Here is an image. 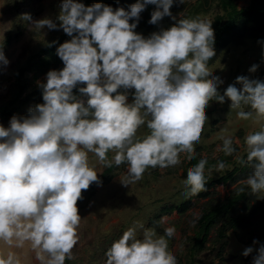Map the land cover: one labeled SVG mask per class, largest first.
<instances>
[{"label":"clouds","instance_id":"obj_1","mask_svg":"<svg viewBox=\"0 0 264 264\" xmlns=\"http://www.w3.org/2000/svg\"><path fill=\"white\" fill-rule=\"evenodd\" d=\"M173 3L137 0L128 10H114L102 3L86 6L61 0L59 24L22 15L34 28L62 29L71 39L56 49L64 67L49 70L46 83L38 82L43 103L31 107L27 116L13 115L9 127L0 125V242L5 246L23 248L29 243L40 264L73 259L82 219L77 202L82 190L102 183L89 164V153L106 168L113 162L127 164L129 180L123 184L128 186L148 168L179 165L181 154L187 161L196 158L195 145L208 121L205 109L213 99L223 104L228 98L231 109H240L239 119L264 118V81L240 75L221 95L217 88L223 80L208 67L216 55L213 21L177 20L170 11ZM148 4L156 5L150 24L158 25L164 17L176 23L145 38L135 29ZM9 63L0 46V64ZM258 68L253 64L248 71ZM78 85H86L78 88L80 96L73 93ZM121 88L135 90L131 103ZM145 125L148 134L138 137ZM245 143L246 159L237 150L239 140L231 137L222 138L216 151L252 169L238 181L239 192L245 186L252 194L264 192V127L247 135ZM110 151L115 153L112 159ZM206 165L208 158L201 157L188 169L186 196L207 191ZM226 167L225 161L217 160L209 172ZM175 232L174 226L168 227L157 237L155 230H146L139 239L130 227L107 250L105 264H178L166 239ZM252 243L259 244L252 264H264V244L256 239ZM253 251L249 246L241 254L247 257ZM0 264L22 261L16 252L0 249Z\"/></svg>","mask_w":264,"mask_h":264},{"label":"rangeland","instance_id":"obj_2","mask_svg":"<svg viewBox=\"0 0 264 264\" xmlns=\"http://www.w3.org/2000/svg\"><path fill=\"white\" fill-rule=\"evenodd\" d=\"M194 1L184 0L180 3L176 17L183 15L185 9ZM60 2L61 0H0V46H3L5 56L10 61L7 67L0 64V125L5 128L10 126V118L13 115L27 116L31 107L43 103L42 90L38 82L46 83V74L49 70L62 69L60 64L56 68L47 67L38 76L35 75L38 70L36 66L26 70L22 76L24 90L18 98L11 101L17 94L18 67L33 51L51 44L59 34V30L34 28L30 21L22 19V15L30 14L33 21L43 18L56 21ZM217 2L218 0H210V8L200 12L198 17L210 20L216 13H223ZM249 2L250 0H236L238 7L246 6ZM256 4H259L258 12L253 13L255 19L250 21L251 25L264 20V0H256ZM56 22L59 24V21ZM258 41H264V35L247 38L241 45H230L226 48L228 49L226 58H223L225 52L223 49L216 60L208 65L212 75L223 80L217 88L221 95L240 75L264 81V43ZM253 64H258L259 68L255 73H250L248 69ZM236 87L239 89L242 86L236 84ZM132 101L133 95H128V102ZM230 103L228 98H225L223 104L215 99L209 102L205 109L208 121L205 122L200 142L195 145L198 162L201 157L208 158L205 187L209 194L203 196L199 193L190 196L189 207L184 211L175 209L176 205L189 197L185 195L183 183L187 177L184 169L188 162L183 154L179 165L165 169L148 168L139 181L129 183L128 186L123 184L129 180L127 164L115 166L107 174L105 181L100 185L95 183L77 203L82 219L78 229L80 239L72 250L73 259L70 261L73 264H105L107 250L130 227L135 228L137 238L142 239L146 230H155L159 237L164 235L166 228L173 226L176 229L175 235L166 239L169 251L175 255L178 264H252L253 257L257 255L255 249L259 247V244L253 245V240L264 244V192H259L257 201L253 204L256 210L247 215L246 222L236 230L227 231L226 244L223 248L219 247L220 241L216 238L218 224L211 226L204 247L193 246L197 219L202 209L208 204L222 201L238 186V181L245 180L240 175L239 178L226 183L221 182L220 177L238 163L234 157L225 158L222 152L216 151L217 147L222 145V138L238 139L239 145L236 147L243 157L247 155L245 143L247 135L264 127V118L239 119L237 112L240 109H231ZM148 132L146 125L141 126L137 136L142 137ZM114 155L115 153L110 151L108 158L112 159ZM217 160L225 161L228 167L220 172L214 169L209 172V166L215 164ZM89 164L98 172L97 175L105 168L94 153H89ZM249 246L253 247L254 251L245 257L241 253ZM0 249L16 252L22 264H40L29 243L23 248H8L0 242Z\"/></svg>","mask_w":264,"mask_h":264},{"label":"trees","instance_id":"obj_3","mask_svg":"<svg viewBox=\"0 0 264 264\" xmlns=\"http://www.w3.org/2000/svg\"><path fill=\"white\" fill-rule=\"evenodd\" d=\"M77 2L83 3L86 6H90L95 3H102L110 5L115 10L118 7H123L125 10L129 9V6L136 3L137 0H77ZM143 2V0H140ZM218 5L223 10V13H216L212 19V28L214 30V49L216 55L208 62V65L216 60L219 53L225 49L223 53V58L228 56V48L230 45H241L247 38H258L264 35V20L257 21L255 24H250V21L255 19L253 13L258 12L257 8L259 4H256V0H250V2L243 7H238L236 0H218ZM179 0H174L173 6L170 11L173 16H176ZM210 0H195L190 7L186 8L184 14L178 19L182 18H196L199 16L200 12H205L210 8ZM156 9V5L148 4L145 7V10L140 14V20L135 31L138 34L143 35L145 38L149 37L151 33L158 32L161 29H168L173 26L176 21H173L170 17H164L163 20L158 25H152L148 21L151 18V13ZM130 23L134 22L133 20L129 21ZM71 37L63 32L62 29L59 30V34L56 36V43H51V47L48 45L39 47L33 51L20 65L16 71V82H17V94L11 99L15 100L19 97L21 92L24 90V84L22 81V76L24 72L28 69H32L35 66L37 67V72L35 75L38 76L41 72L45 71L47 67L56 68L58 64L61 67H64L62 60L57 56L56 49L57 47L69 41ZM86 85H78L76 89L73 90L74 95L80 96L78 91L79 87H85ZM121 93H127V95H133L134 89L125 90L123 88L119 89ZM143 137V136H142ZM229 158V156H225ZM242 158L246 159V155ZM198 163L197 157L191 161L187 162L185 173L190 167H194ZM115 163L111 168H104L99 174L98 178L100 181H105L107 174L115 168ZM249 171V173H247ZM252 172V169L246 165H241L237 163L234 165L230 171L220 177L222 183H226L229 180H234L240 175L244 179ZM96 182H93L89 189L93 187ZM213 182L211 181V184ZM241 187L240 184L233 189L226 197L216 203L206 205L198 219H197V232L196 238L194 240L193 246L204 247L205 241L207 239V234L214 224H218L216 228V238L220 241L219 247L223 248L226 244L227 231L232 229L236 230L242 226L247 219V215L253 213L256 208L253 207L258 198V193L252 194L250 188L245 186L244 192H239L238 189ZM87 191V190H86ZM86 191L82 190V196ZM203 196L209 194V191L201 192ZM79 202V201H78ZM77 202V203H78ZM191 204V197H187L183 203H180L175 206V209L178 211H184ZM219 248V249H220ZM65 264H73L70 260L65 261Z\"/></svg>","mask_w":264,"mask_h":264}]
</instances>
